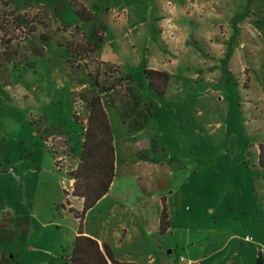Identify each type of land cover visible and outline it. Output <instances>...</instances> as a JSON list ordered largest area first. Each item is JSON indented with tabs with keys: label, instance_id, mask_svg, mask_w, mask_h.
Returning a JSON list of instances; mask_svg holds the SVG:
<instances>
[{
	"label": "rangeland",
	"instance_id": "1",
	"mask_svg": "<svg viewBox=\"0 0 264 264\" xmlns=\"http://www.w3.org/2000/svg\"><path fill=\"white\" fill-rule=\"evenodd\" d=\"M162 1L186 6L182 19L164 5L172 21L160 35L179 40L162 44L168 61L181 60L171 63L163 92L150 88L144 67L133 59L126 68L130 82L116 66H100L109 73L99 81L113 145L144 139L150 150L138 149L140 156L170 167L172 189L183 200L172 246L177 261L200 256L195 264H264V166L253 152L262 146L264 160V110L255 102L257 86L264 87V0H252L251 7L247 0H217L220 8L213 9L206 0ZM150 2L0 0V264H67L72 218L61 205L73 198L70 174L79 163L88 97L99 94L85 70L98 63L86 50L94 24L83 17L90 12L105 31L106 17L125 20L122 9L129 5L149 12ZM236 13L243 16L237 33ZM107 80L121 87L107 90ZM128 83L150 107L139 131L115 106Z\"/></svg>",
	"mask_w": 264,
	"mask_h": 264
},
{
	"label": "crops",
	"instance_id": "2",
	"mask_svg": "<svg viewBox=\"0 0 264 264\" xmlns=\"http://www.w3.org/2000/svg\"><path fill=\"white\" fill-rule=\"evenodd\" d=\"M150 1L149 7L153 6V12L152 8L147 12L144 5L140 7L129 5L122 9L126 11L125 20L117 18L115 14L112 17H106L103 43L98 51L93 53L98 61L116 66L128 78H130L126 69L128 59H133L144 69L163 72H170V65L175 61H168L169 48L163 47L162 41L167 39V43H173L179 39L173 36L164 39L160 35V30L163 31L166 22L172 21L170 14L164 16V5L166 4L169 8V13L173 16L179 15L182 19L184 18L182 12H186L184 9L186 6L180 1L171 6L172 9L169 2ZM247 3L246 6L251 7L252 0H247ZM194 5L198 8V5ZM207 7L220 8V5L217 0H206ZM212 15L211 11L209 16ZM242 17L239 13L233 16L235 32L243 26ZM190 20L186 17L184 22L188 24ZM127 27L134 28L130 35L124 32ZM144 44L147 45L145 54L142 53ZM137 45H139V52L136 50ZM129 47L133 49L130 50ZM226 54L225 52L224 57ZM179 61L174 62L175 65ZM255 102L264 110L263 86H257ZM54 131L64 136L61 131ZM128 137L136 139L134 134ZM113 147L114 176L107 192L87 210H83V200L76 197H73L69 205L63 209L64 215L72 218L69 233L71 244L81 233L97 241L100 246L105 245L108 248L114 261L109 264H175L177 260L172 253V246L173 238L177 236L175 225L179 213L176 207L179 203L181 205L183 200L172 189L173 185L169 180L170 167L163 160H154L150 154L141 157L136 154L138 149L150 150L144 139L120 146L113 145ZM253 152L259 164L258 144ZM76 158L79 162V157L76 156ZM69 208L77 214V218L69 212ZM163 208L166 210L167 227L164 232H161L160 218ZM202 258L193 257L195 261ZM195 261H192L193 264L196 263Z\"/></svg>",
	"mask_w": 264,
	"mask_h": 264
},
{
	"label": "trees",
	"instance_id": "3",
	"mask_svg": "<svg viewBox=\"0 0 264 264\" xmlns=\"http://www.w3.org/2000/svg\"><path fill=\"white\" fill-rule=\"evenodd\" d=\"M83 19L94 24L92 26L90 40L86 43L87 52L89 55H93L103 43L104 26L102 23H99L98 28H96L95 24L98 23V20L90 12L85 13ZM28 30V32L32 31V29ZM73 30L78 31V26H74ZM65 44L68 50L72 53L76 52L77 54V47L73 48L68 41ZM96 64L97 67L92 71L86 69V75L93 86L98 88L99 93H102L105 91L103 87L104 82L99 81L100 66H108V69L111 66L100 61ZM66 68L72 81H74L75 78L70 61H67ZM144 74L148 79L150 88L158 94L163 92V89L171 79L170 74L163 71L144 69ZM122 80V77L119 79L113 77L112 82H120ZM126 80L130 82L128 77H126ZM106 82L109 84L107 90H115L116 83H110L108 80ZM117 87L120 88L121 85ZM103 102L99 94L93 93L88 97V117L80 153L78 155L79 163L76 169L70 174L73 179L71 195L83 200V210L91 208L107 192L114 176V147L108 115ZM115 106L121 118L127 121L130 129L134 131L141 130L151 117L150 107L142 106L140 94L132 89L130 83H128V86L122 93L120 105ZM137 154L139 156L141 155L138 151ZM262 154L263 150L262 146H260L259 164L264 166ZM64 193L65 196L68 195L66 191ZM66 205H69L68 199L61 206L64 209ZM68 210L76 218L78 217L71 208ZM166 227V210L163 208L160 218V231L164 232ZM109 262L114 263L105 245L100 246L97 241L81 233L75 237L70 246V255L67 259V264H109Z\"/></svg>",
	"mask_w": 264,
	"mask_h": 264
},
{
	"label": "built area",
	"instance_id": "4",
	"mask_svg": "<svg viewBox=\"0 0 264 264\" xmlns=\"http://www.w3.org/2000/svg\"><path fill=\"white\" fill-rule=\"evenodd\" d=\"M97 67V64H94L93 65V69H95ZM101 68V67H100ZM104 72V73H103ZM101 74H103V75H107V74H109V73H106V71H104V70H101L100 69V75ZM108 78H110V79H113V77L114 76H111V75H108L107 76ZM126 82H127V80H126ZM122 83H124V79L122 80ZM110 91V90H109ZM106 94V92H102V93H100V96H101V98L103 97V95H105ZM102 100H103V98H102ZM54 166L56 167V170L58 171V172H60V168H59V166H58V163H57V160L56 159H54ZM175 264H193V262L192 261H188V260H185L183 257H180L179 258V261H177Z\"/></svg>",
	"mask_w": 264,
	"mask_h": 264
},
{
	"label": "water",
	"instance_id": "5",
	"mask_svg": "<svg viewBox=\"0 0 264 264\" xmlns=\"http://www.w3.org/2000/svg\"><path fill=\"white\" fill-rule=\"evenodd\" d=\"M258 255H259V258L261 259V253L260 252L258 253Z\"/></svg>",
	"mask_w": 264,
	"mask_h": 264
}]
</instances>
